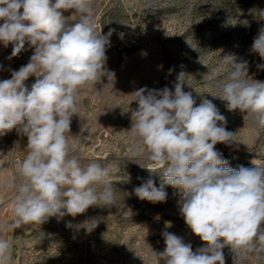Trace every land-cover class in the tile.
Returning a JSON list of instances; mask_svg holds the SVG:
<instances>
[{"label": "clouds", "instance_id": "clouds-1", "mask_svg": "<svg viewBox=\"0 0 264 264\" xmlns=\"http://www.w3.org/2000/svg\"><path fill=\"white\" fill-rule=\"evenodd\" d=\"M68 10L77 14L76 21L64 15ZM0 21V43L13 46L9 59L26 44L34 50L27 65L0 81V136L16 130L28 141L25 157L15 162L13 220L0 224V264H11L10 242L2 238L8 229L40 228L50 217H76L91 206L120 207L109 179L111 167L95 159L82 164L69 139L80 90L114 77L105 65L115 29L97 32L91 0H0ZM251 51L264 60V27ZM222 60L228 71L206 93L226 101L229 111L245 113V123L259 136L264 132V81L249 76L247 60L237 62L233 55ZM30 76L36 79L29 88L25 81ZM188 76L179 72L174 90L142 87L132 101L137 108L131 111L128 134L134 143L128 146V161L150 162L154 168L137 164L159 171L161 178L159 187L149 178L135 188L136 196L164 202L165 186L173 187L185 224L206 242L193 251L182 237L164 231L165 248L154 252L157 264H225L226 246L234 254L233 264H242L249 254L264 258V162L230 166L215 145L241 142L226 130V117L211 100L203 98L197 106L192 92L183 90L186 84L192 88ZM213 78L208 73L203 79ZM98 222L92 218L77 227L91 232Z\"/></svg>", "mask_w": 264, "mask_h": 264}, {"label": "rangeland", "instance_id": "rangeland-1", "mask_svg": "<svg viewBox=\"0 0 264 264\" xmlns=\"http://www.w3.org/2000/svg\"><path fill=\"white\" fill-rule=\"evenodd\" d=\"M91 7L97 32L106 35L115 29L105 65L114 77L80 90L79 115L72 117L69 139L75 142L82 164L95 159L111 167L109 179L120 207L91 206L76 217H50L40 228L25 224L8 229L2 238L10 242L11 264H157L154 252L165 248L164 231L182 237L193 251L206 246L185 224L176 189L165 186L164 202L136 196L134 189L149 178L159 187L160 173L139 165L154 168L146 160L137 159V164L127 158L128 146L134 143L128 134L131 111L137 108L134 92L142 87L174 90L181 71L189 74L192 87L186 84L183 90L192 92L197 106L203 98L211 100L226 117V130L239 138V144L215 145L230 166L254 167V159L264 162V132L256 136L245 123V113L229 111L226 101L206 93L225 77L228 68L222 58L228 55L237 62L247 60L249 76L264 81V69L258 67L264 60L251 51L264 27V0H91ZM64 15L70 22L78 19L72 10ZM12 47L0 43V81L10 79L12 71L27 65L33 55L26 44L9 59ZM208 73L214 78L203 79ZM35 79L30 76L25 84L30 88ZM27 143L16 130L0 136V224L13 220L15 162L25 157ZM92 218L99 222L91 232L77 227ZM166 222L171 227L166 228ZM223 253L225 264H233L230 247ZM242 264H264V258L249 254Z\"/></svg>", "mask_w": 264, "mask_h": 264}]
</instances>
